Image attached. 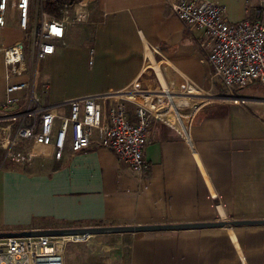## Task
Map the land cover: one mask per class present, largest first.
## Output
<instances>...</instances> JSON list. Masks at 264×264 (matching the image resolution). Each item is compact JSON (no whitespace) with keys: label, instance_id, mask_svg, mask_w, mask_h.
Listing matches in <instances>:
<instances>
[{"label":"crops","instance_id":"obj_1","mask_svg":"<svg viewBox=\"0 0 264 264\" xmlns=\"http://www.w3.org/2000/svg\"><path fill=\"white\" fill-rule=\"evenodd\" d=\"M173 1L92 0L88 21L67 26L54 54L41 62V101L115 95L148 84H163V94L189 95L176 91L182 84L224 93L212 79L200 31L175 17ZM207 1L223 6L231 22L250 17L245 0ZM15 4L13 16L0 28V35L10 33L12 39L0 38V49L30 31L19 27ZM150 57L158 70L148 71L156 67ZM3 71L0 57V102ZM235 94L248 101L207 105L192 114L190 125V115L178 111L189 100H169L176 116L170 123L188 135L154 119L143 150L148 168L142 173L131 172L96 134L87 149L74 153L67 148L60 160L50 148V158L41 159L42 151L28 167L7 162L0 169V232L263 220L264 84ZM126 106L134 121L135 106ZM90 238L85 254L97 257L98 264H264V225Z\"/></svg>","mask_w":264,"mask_h":264},{"label":"built area","instance_id":"obj_2","mask_svg":"<svg viewBox=\"0 0 264 264\" xmlns=\"http://www.w3.org/2000/svg\"><path fill=\"white\" fill-rule=\"evenodd\" d=\"M15 1L18 25L21 29L30 27V31L21 40L0 49L5 82L0 102V169L9 161L29 163L46 148H51L53 157L60 160L67 148L74 153L87 149L96 134L99 144L131 172L145 171L148 165L143 150L151 136L152 122L162 120L160 116H167L171 108L160 111L153 103L155 98L164 97L170 103L160 93L164 90L151 89L148 84L145 89L131 88L115 95H88L55 104L43 103L38 92L40 64L54 54L55 42L64 38L67 26L88 21L92 0H53L59 7V16L46 11L45 0ZM255 1L245 0L250 17L238 22L229 21L224 7L212 1L170 2L175 17L201 33L200 47L206 52L212 79L224 90L210 98L244 104L248 99L235 94V90L254 83L264 84V7L251 6ZM11 5V0H0V28L7 24ZM186 87L198 94L207 93L195 85ZM124 94L141 99L131 100ZM143 94H150V100H144ZM128 102L135 106L134 121L127 116ZM89 238L87 235L0 238V264H64L67 245Z\"/></svg>","mask_w":264,"mask_h":264},{"label":"rangeland","instance_id":"obj_3","mask_svg":"<svg viewBox=\"0 0 264 264\" xmlns=\"http://www.w3.org/2000/svg\"><path fill=\"white\" fill-rule=\"evenodd\" d=\"M16 1L15 0H11V4H12V9L9 10L7 12V16L10 18L11 16H13V11H14V3ZM252 5H261L264 7V0H256L255 2L251 3V6ZM225 11V10H224ZM0 38H1V42L4 41V42H8L12 39V35L9 33V34H1L0 35ZM0 57L2 58V54L0 53ZM150 59L152 60V62L154 63L153 60L154 57H150ZM152 63V65H153ZM156 64V67L153 68V70H151V68L148 69V71H155V70H158L159 68V65L157 63H154ZM167 88L168 86L165 85ZM131 89V88H129ZM151 89H159V90H165L164 89V85L161 84V86L159 87H156V85H154V87H152ZM169 90H171V88H168ZM127 90V89H126ZM129 91V90H127ZM177 92H182V93H185V94H189V95H183L184 97H187V101L188 102H184L182 101V104H180V106H178V111L181 112L182 114L184 115H190V118H189V124L191 123V117H192V114H194L195 112H197L198 110H200L201 108L207 106V105H211V104H214L216 102H220L218 101L217 99L215 98H210V95H213L215 96V94L213 93H210V92H207L206 94L205 93H202V94H198L197 92H193L192 90H189L188 87H186L184 84H182L181 88L179 90H176ZM172 92V90H171ZM192 92V93H190ZM196 95H191V94H195ZM221 93H216V95H219ZM182 96V97H183ZM180 97V98H182ZM131 99V98H129ZM179 99V98H178ZM132 100V99H131ZM162 102V103H161ZM128 103H131V102H128ZM154 104H157V110H160V111H167L168 108H170V103H168L167 101V98H155V101L153 102ZM185 103V104H184ZM171 109V108H170ZM168 110L166 113H168L167 116H160L162 118V120L160 118H157L158 120H161L163 123H165L166 125H168L171 129H174L176 130L177 132L179 131L177 129V127L173 124H171V120L172 121H176V117H175V113L173 115V111L172 109L171 110ZM157 115H158V112H157ZM195 115V114H194ZM193 115V116H194ZM174 118V119H173ZM169 121H168V120ZM19 151V150H18ZM51 154V149L50 148H46L45 150H43L42 152V156L40 157L41 159L42 158H50ZM1 160V158H0ZM30 163V164H29ZM29 163H23L24 165H22L23 167L27 166L28 165H31L32 163L29 162ZM0 210H1V200H0ZM2 215L0 213V223L2 222V219H1ZM91 238H89L86 242H83V243H72V244H69L67 245L66 249L67 251L65 250V253H64V258H65V264H98V258L97 257H92V256H89V255H86L85 253V248H84V245H88V241L90 240ZM73 248H81L80 250H73V252H71V249Z\"/></svg>","mask_w":264,"mask_h":264},{"label":"water","instance_id":"obj_4","mask_svg":"<svg viewBox=\"0 0 264 264\" xmlns=\"http://www.w3.org/2000/svg\"><path fill=\"white\" fill-rule=\"evenodd\" d=\"M264 225L263 220H240V221H218V222H200V223H181L164 225H141V226H113V227H87V228H66V229H43V230H25L20 232H0V238L6 237H40V236H66V235H105V234H123L137 233L161 230H188L204 228H221L225 226H256Z\"/></svg>","mask_w":264,"mask_h":264},{"label":"trees","instance_id":"obj_5","mask_svg":"<svg viewBox=\"0 0 264 264\" xmlns=\"http://www.w3.org/2000/svg\"><path fill=\"white\" fill-rule=\"evenodd\" d=\"M44 6L47 12L59 16V7L57 6V3L55 1L45 0Z\"/></svg>","mask_w":264,"mask_h":264},{"label":"bare ground","instance_id":"obj_6","mask_svg":"<svg viewBox=\"0 0 264 264\" xmlns=\"http://www.w3.org/2000/svg\"><path fill=\"white\" fill-rule=\"evenodd\" d=\"M124 95L126 97V96H129L130 94H124ZM162 95H166L168 97V100H171V101L174 100L173 97L176 99L179 98L178 100L187 99V97H184V96L182 97L181 95H177V94L164 93ZM180 97H182V98H180ZM170 104H171V102H170Z\"/></svg>","mask_w":264,"mask_h":264}]
</instances>
